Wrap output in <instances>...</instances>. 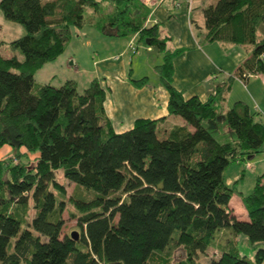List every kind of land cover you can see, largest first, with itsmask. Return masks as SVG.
I'll list each match as a JSON object with an SVG mask.
<instances>
[{"label": "trees", "instance_id": "1", "mask_svg": "<svg viewBox=\"0 0 264 264\" xmlns=\"http://www.w3.org/2000/svg\"><path fill=\"white\" fill-rule=\"evenodd\" d=\"M109 2L113 9L102 11ZM0 10L25 27L10 40L23 59L0 51V147L13 149L0 157L2 264H174L181 245L186 258L177 264H264V172L242 195L246 218L230 206L239 178L228 183L225 173L264 151V121L245 101L225 107L232 76L207 100L185 97L173 82L182 49L149 22L143 0H0ZM202 10L204 39L252 44L238 73L264 72V0H216ZM88 23L158 45L163 61L155 70L169 91L168 109L186 124L139 117L117 131L98 77L83 90L73 78L60 85L37 80L65 51L73 28ZM132 81L143 85L149 76ZM59 172L92 195H68ZM66 208L82 228L80 239L63 234ZM241 240L255 247L254 260ZM216 246L219 255L203 263Z\"/></svg>", "mask_w": 264, "mask_h": 264}, {"label": "crops", "instance_id": "2", "mask_svg": "<svg viewBox=\"0 0 264 264\" xmlns=\"http://www.w3.org/2000/svg\"><path fill=\"white\" fill-rule=\"evenodd\" d=\"M143 1L151 9L149 22L151 24L159 23L161 34L169 37L170 47L182 49L174 57L173 82L178 89L183 91L185 97L198 95L202 100H207L210 94L215 92L218 81H225L232 76V85L224 102L225 107H230L239 100L245 101L251 110L257 113V118L264 121V72L248 75L244 73L247 77L238 73L241 63L250 56L253 45L204 39L206 26L202 7L216 0H206L205 2L193 0L191 9L186 0H180L179 6L176 5L178 0ZM11 24L16 25L15 23ZM16 26H18L17 33L23 34L22 27ZM85 26L76 27L78 29L74 30L72 37L67 41L65 51L56 59L59 60L62 68H65V61H68L70 65L80 66L75 55L74 48L76 49V47L74 44L80 40L86 41L87 44L91 42L83 36ZM93 28L97 30L94 31V33L97 32L96 37L108 41L107 43H116L115 38L130 37L129 43L132 48V39H138V42L144 41L148 54L144 55L139 52L137 53L138 58L133 56L128 62L123 52L104 50L100 52L99 58L94 59L93 78L98 77L102 86L106 88L105 109L114 128L117 131L129 129L139 117H163L161 123L162 126L166 127L186 124V120L181 115L170 113L168 109L169 91L159 81L158 73L155 70V65L163 61V52L159 50L155 53L148 52L152 45L142 39L138 33L114 36L106 34L94 26ZM108 37L110 39H107ZM70 46H73V50L70 49ZM142 58L146 66L138 74L135 71V65ZM44 66L39 70L43 69ZM145 75L149 76V81L143 85H137L132 81V78H140ZM49 77V80H41L40 82L55 84L53 82L54 76L49 75ZM68 78L76 79L70 76L66 79ZM3 150L8 151L9 154L13 152L9 144L0 147V152ZM22 151L27 150L22 147ZM29 155L34 156L35 154L30 153ZM0 157L2 156L0 155ZM234 180L235 177L234 179L227 177L228 183ZM243 194L247 193L242 192L240 195L234 193L230 206L237 215L246 218L247 208L242 199Z\"/></svg>", "mask_w": 264, "mask_h": 264}, {"label": "rangeland", "instance_id": "3", "mask_svg": "<svg viewBox=\"0 0 264 264\" xmlns=\"http://www.w3.org/2000/svg\"><path fill=\"white\" fill-rule=\"evenodd\" d=\"M113 7L114 5L111 2H109L106 5H104L101 10L110 11L111 9H113ZM88 15H89V10L86 11V16ZM11 23L20 25V27H22L23 31L25 32V27L22 23L7 19L0 10V24H2L1 25L2 27L0 28V40H6L0 46V51L5 55L17 54L19 58L23 59L24 55L20 50V48L12 47L10 44L11 39L18 37L22 34V33H17L18 26ZM75 29L78 28L74 27L73 32ZM85 31H83V36L85 37V39L91 40V42L87 44L86 41L84 42L83 40H80L79 42H75L74 44V46L76 47V49L74 48L75 55L77 56L80 66L76 67V65H70L68 61H65L64 63L65 68H62L60 66L59 60L48 62L43 69L39 70L36 73V77L39 81L49 80L50 79L49 75H51L52 77L54 76L53 82L55 84H60L64 82L68 76L75 77L78 81L80 90H83L94 76L93 75L94 67H95L94 59L100 57L101 54L100 52L104 50L107 51L119 50L120 52H123V54H125L128 62H130V59L133 56L134 58H138L139 55L137 53L139 52L143 53L144 55H148L147 50L145 49L144 41L138 42V39L137 40L132 39V44L134 48H131L129 43L130 37L115 38L114 41H117L116 43H110V42L107 43L108 41H104L96 37L97 32L94 33V31L97 30H95V28H93L91 24L89 23L86 24ZM85 33H87L88 36L85 35ZM107 39H110V37H108ZM72 48L73 46H70V49ZM145 66H146L145 61L142 58L135 65L136 67L135 71L138 74H140V70H142ZM0 155L2 157H8V155L10 154L8 151L6 152L3 150L0 152ZM262 172H264V151L258 153L256 156L252 158H247L243 160L241 163H236V162L232 163L231 165L228 166L225 173H226V177L229 176V178L232 179H234V177L235 179L239 178V182L237 183V188L239 191L235 192V195H240L242 194V192L250 193L253 190L257 176ZM58 176L62 181L65 182L68 195H70L71 193L82 194L85 196L92 195L91 191L78 187L75 184V182L70 181L65 177H63L61 172L58 173ZM63 215L65 217L63 234L70 235L73 231H75L78 236L77 238L80 239L82 235V228L77 224L76 217L71 216L68 208L64 210ZM238 245L242 249L243 253L248 254V257L251 260H254L255 247L251 246L248 240H241L240 242H238ZM258 246H262V244L260 243L258 244ZM219 248H220L219 246L211 247L206 255H202L201 261L203 263H207V261L212 256L219 255L220 253ZM185 258H186L185 248L182 245L178 246L173 252L172 263L174 264L181 263L182 261L185 260ZM159 260L160 259H158V261ZM0 264L2 263L0 262Z\"/></svg>", "mask_w": 264, "mask_h": 264}, {"label": "water", "instance_id": "4", "mask_svg": "<svg viewBox=\"0 0 264 264\" xmlns=\"http://www.w3.org/2000/svg\"><path fill=\"white\" fill-rule=\"evenodd\" d=\"M146 42L151 45V39L149 37L146 38ZM158 50H159L158 45L154 44L152 45V48L148 50V52L155 53ZM72 236L76 238L78 237L75 231L72 232Z\"/></svg>", "mask_w": 264, "mask_h": 264}, {"label": "built area", "instance_id": "5", "mask_svg": "<svg viewBox=\"0 0 264 264\" xmlns=\"http://www.w3.org/2000/svg\"><path fill=\"white\" fill-rule=\"evenodd\" d=\"M159 1V0H158ZM187 2H188V5H189V8L191 9V6H192V2H193V0H186ZM181 4V1L180 0H178V1H176V5H180ZM132 46V45H131ZM132 48H134V46H132Z\"/></svg>", "mask_w": 264, "mask_h": 264}]
</instances>
